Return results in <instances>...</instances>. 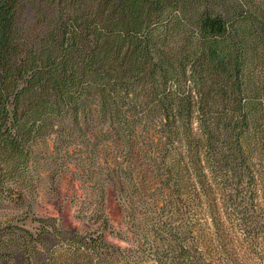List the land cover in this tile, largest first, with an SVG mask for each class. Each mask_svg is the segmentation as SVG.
<instances>
[{
    "label": "trees",
    "instance_id": "obj_1",
    "mask_svg": "<svg viewBox=\"0 0 264 264\" xmlns=\"http://www.w3.org/2000/svg\"><path fill=\"white\" fill-rule=\"evenodd\" d=\"M67 173L87 187L80 228L27 230ZM0 213V264H247L264 240V0H0Z\"/></svg>",
    "mask_w": 264,
    "mask_h": 264
},
{
    "label": "rangeland",
    "instance_id": "obj_2",
    "mask_svg": "<svg viewBox=\"0 0 264 264\" xmlns=\"http://www.w3.org/2000/svg\"><path fill=\"white\" fill-rule=\"evenodd\" d=\"M109 162L112 163V161ZM101 163L106 166V162L104 159H101ZM70 178L71 174L67 173V175L63 179V195L61 196V202L59 204L57 203L59 198L51 196V193L47 189L46 184H42V187L37 190V199L33 203L34 210L30 214L29 219L24 222L25 228L27 230L35 232L34 228L37 226V224L34 223L33 220H38L46 217H53L59 220L64 218V220L67 221L68 226H70L71 228H80L81 223L76 221L74 219V216L77 215V210L79 209V207H77V204L86 199L85 192H87V190L85 189H87V187L83 186L80 188V186L77 185L78 190L77 194H75L70 185ZM149 180H152V178H150ZM61 206L63 207L62 211L60 208ZM106 211V214L110 221V226L115 235L120 233L121 231L127 232V230H129L127 224L128 220L126 219V216L128 214L127 204H125V201L121 200V198L118 197L115 190L110 191L109 197L106 202ZM6 217V214L2 215V213H0L1 222L6 221ZM237 235L242 238V230H240L239 228H237ZM128 236L131 241L134 240V236L132 234L128 233ZM108 239L111 243L117 246H120L122 248L128 247L127 244L120 242L114 237L109 236ZM259 242V245L254 249V251H251L252 253L250 252L251 255L249 257H246L248 260L247 264H264V240H260Z\"/></svg>",
    "mask_w": 264,
    "mask_h": 264
}]
</instances>
